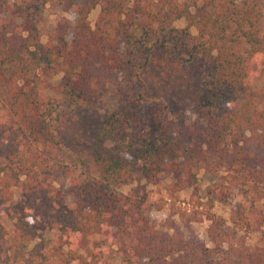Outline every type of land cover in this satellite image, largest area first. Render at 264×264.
Masks as SVG:
<instances>
[{"label":"trees","instance_id":"16d2710c","mask_svg":"<svg viewBox=\"0 0 264 264\" xmlns=\"http://www.w3.org/2000/svg\"><path fill=\"white\" fill-rule=\"evenodd\" d=\"M51 2L75 20H58L42 43ZM262 16V0H0V264H107L109 247L125 264H264ZM108 90L121 117L97 132L98 175H77L61 157L55 106L92 110ZM200 171L217 175L210 198L240 195L231 224L260 245L209 208L176 205ZM136 177L158 192L116 191ZM166 206L178 222L158 227L150 213ZM201 217L208 245L191 227Z\"/></svg>","mask_w":264,"mask_h":264},{"label":"rangeland","instance_id":"374dc122","mask_svg":"<svg viewBox=\"0 0 264 264\" xmlns=\"http://www.w3.org/2000/svg\"><path fill=\"white\" fill-rule=\"evenodd\" d=\"M262 12L263 16L260 23V28L262 31H264V0H262ZM97 13L98 7H95L88 14L87 19L91 27L93 26ZM60 19H65L68 24H72L75 20V14L72 11H62L61 7L56 2L48 3L43 7L41 17L38 21V29L42 43H45L48 37L51 36L56 22ZM173 25L176 28H182L184 26V21L179 19L175 21ZM190 33L191 35H195V31L193 29L190 30ZM58 80L59 76H55L51 79V82L56 83ZM138 89H141L140 85H138ZM47 95L51 96V93H47ZM141 103L142 106L147 105V102L145 101H141ZM120 106L121 104L119 99L110 90L106 92L102 100L92 110L77 113L63 109V107L59 106V104L55 106V115L54 119L51 121V125L53 127V131L58 134L61 140V157L64 159L65 163L75 168L77 175H98L99 163L96 161L92 153L95 143L98 142L96 135L98 134V130L103 127V119H105L107 116H110L111 113H114L115 117L117 118L121 117V110H119L121 108ZM142 109H140V111ZM181 109H183V107L165 110V115H167L169 118L172 113H177ZM140 111L137 112L136 117L138 119L141 118L143 121L146 115H143V113ZM134 123L136 127L139 128L140 126L141 128V121H136ZM195 178L196 183L194 189L185 188L177 193L176 196L178 202H175L176 205L180 207L187 206V208L193 210L196 215H202L201 213H203L206 208H209L212 214L220 217L224 221V224L234 233L235 237L243 240L249 246L255 244L260 245L263 238H261L259 234L242 229L238 230L231 224L234 201L242 200L240 195L232 194L223 201L215 200V197L210 198V193L218 180L217 175H215L213 172L200 171L196 174ZM159 180L161 184L160 188L164 191L170 184L169 177L163 174L159 176ZM137 184H144L146 189L155 190L154 192H158L156 188L154 189V187L150 184H145L142 179L139 180L137 177L132 184L118 186L116 191L120 194H126ZM153 195L155 196L156 194ZM260 205L261 209L264 211V200L259 203V206ZM176 211H171L169 207L166 206L161 211H152L150 213V218L158 225V227H163L167 224V219H175L176 223L178 222L176 219L178 212ZM4 224L6 227H10L9 221H4ZM206 225V220L201 217L200 221L193 222L191 227L198 239L208 245L205 233ZM262 228L264 229V225ZM52 238L53 233L51 232L41 235V239H43L44 243L51 241ZM84 247L85 245H80V252L86 261H89L85 256L86 254L83 253ZM115 249L116 248L114 247L107 248L106 253L109 255L107 264H125L122 262L121 257L119 254H117Z\"/></svg>","mask_w":264,"mask_h":264}]
</instances>
